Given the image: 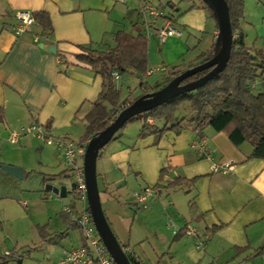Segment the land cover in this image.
Instances as JSON below:
<instances>
[{"label":"crops","instance_id":"1","mask_svg":"<svg viewBox=\"0 0 264 264\" xmlns=\"http://www.w3.org/2000/svg\"><path fill=\"white\" fill-rule=\"evenodd\" d=\"M143 3L144 0H0V164L21 167L24 173L21 182L0 168V185L4 188L0 189V255L17 248L12 246L14 225L23 217H44L45 221L36 227L49 235L52 222L72 209L62 203L59 195L46 189L47 184L66 186L68 192V185L62 181L60 185L48 183L39 174L34 175V183L28 182L33 176L26 175L19 161L24 152L51 157L52 148L36 134H26L14 144L9 133L36 122L54 136L71 138L77 122L82 121L86 127L85 117L100 99L104 79L80 62L77 55L83 52L82 46L98 51L114 48L119 31L142 33L149 41L155 29H148L141 13ZM244 4L241 25L246 44L264 53V0H244ZM134 9L139 12L138 20L131 22L128 31L127 18ZM20 11L47 12L53 30L44 33L35 22L18 34ZM186 12L179 22L194 34H207L209 39L202 49L203 39L195 37L194 51L189 49L188 53L182 40L170 37L165 42L167 53L180 45L183 53L178 59L194 55L187 65L177 66L179 69L199 62L200 55L209 51L219 36L217 21L206 9ZM161 23L159 19L155 25L159 27ZM137 24L141 30L133 33ZM49 45L57 46L56 54L45 48ZM148 48L151 56L150 41ZM157 70L150 66L151 75L136 73L143 85L141 94L144 89H152L147 77ZM161 70L166 74L162 81H156L158 89L170 81L167 76L173 72L165 67ZM252 89L264 93V76L252 84ZM121 139L116 137L105 147L101 173L108 212L116 219L111 220L112 226L120 244L123 239L133 258L144 264H264V253L258 255L264 248V159L249 158L251 144L237 146L226 133L211 126L198 134L195 124L186 121L179 135L168 131L158 144L155 135ZM203 140L206 146L202 151L198 146ZM11 145L16 147L11 149ZM164 167L166 181L176 177L197 179L182 187L157 188V197L146 208L135 204L134 193L146 186L155 187ZM11 187H16L15 197L8 192ZM74 204L75 210H80ZM133 211L132 219L127 214ZM118 221L130 224L128 237L119 230ZM175 229L182 232L175 234Z\"/></svg>","mask_w":264,"mask_h":264},{"label":"trees","instance_id":"2","mask_svg":"<svg viewBox=\"0 0 264 264\" xmlns=\"http://www.w3.org/2000/svg\"><path fill=\"white\" fill-rule=\"evenodd\" d=\"M201 1L203 2L202 8L206 9L217 21L215 11L210 3ZM226 1L230 10L234 36L231 56L225 69L199 89L183 94L160 107L131 118L121 129H124L129 122L135 119H144L139 138L143 139L149 135H155V143L158 144L166 132L173 131L177 135L182 132L183 123L188 117L180 116L179 113L188 106L191 114L190 122L195 124V130L198 134L202 133L204 127L211 126L217 132L226 133L237 146L246 142L251 144L253 152L249 158L264 159V93H255L252 89V84L264 76V53L254 50L246 44V35L241 25L244 18V0ZM194 8L201 7L194 5L191 9ZM33 16L44 33H50L53 30L51 18L47 12H36ZM115 42L116 46L106 51L82 46L83 52L77 55L80 62L91 66L104 79V91L100 94V99L93 103L92 109L85 117L86 133L79 144L98 135L116 119L122 110L140 97L154 92L152 89H144L139 97L132 100L130 98L122 100L121 91L117 87V80L112 76V73L117 71L123 75L127 71H132L137 74H147L150 67L149 41L148 37L142 33L134 35L119 31L115 34ZM216 45L217 40L209 51L200 55L199 62L191 64L188 68L213 58ZM187 69H179L176 66L171 74V81ZM210 70L197 73L185 79L182 84L195 81ZM2 117L0 112V121ZM151 119L154 120L153 123H150ZM157 121H161L162 125ZM67 172L70 173V170ZM166 175L167 168L164 167L161 170L156 188L163 185L167 188L182 187L197 179L188 180L185 177H176L166 181ZM45 181H49L47 177ZM162 182L166 183L161 184ZM75 191L77 193L76 186H74ZM75 208L74 204L72 209L75 210ZM62 217L69 222L71 227L78 229L71 220L69 213L63 212ZM40 231L43 235V228ZM181 232L182 230L178 234ZM122 247L133 264L127 247L125 245ZM263 253L264 248L258 252V255ZM19 258L20 256L16 253H11L10 256L0 255V264H8L9 261L19 260Z\"/></svg>","mask_w":264,"mask_h":264},{"label":"rangeland","instance_id":"3","mask_svg":"<svg viewBox=\"0 0 264 264\" xmlns=\"http://www.w3.org/2000/svg\"><path fill=\"white\" fill-rule=\"evenodd\" d=\"M144 1H148L157 5L161 10L164 11L165 17L173 19L175 28L182 32V36H177L175 38L182 40L183 44L186 46L187 52L189 51V49L190 51H194V47H193L194 44L192 43L194 42L195 37L199 39H203L202 49L206 46L207 40L209 39L208 37H206L207 34L205 33L194 34L191 30L186 29L179 22L181 16L183 17V15L187 13L186 11H191L192 10L191 8L194 5H197L198 7H203V2L201 0H144ZM131 14L132 16L127 18V23L125 28L128 31L129 30L131 31V22L132 21L136 22L138 20L139 12L138 10L134 9L131 12ZM211 18L213 17L211 16ZM160 20L162 22L163 19ZM213 20L215 19L213 18ZM136 26L137 28L136 30L133 31V33H137V31L141 30L140 24H137ZM208 27H209L208 28L209 31L210 26ZM191 33L195 36L193 35L191 36ZM149 41L151 45V56H149L150 66L153 69H158V70L152 76L147 78L151 88L159 90L171 81V76H167V79H169L170 81L166 84L163 83L161 88L159 89L157 88L158 81L159 80L162 81V76L166 74V72L164 70H161V68L162 67L168 68V72H169L172 71L176 66H181V65L185 66L187 65V62L190 61L192 57H194V55L185 54V56L178 59L179 55L183 53L182 52L183 50L181 49L180 45L174 47L171 52L167 53V50L165 48L166 43H160L156 35V31L152 32V34L149 37ZM247 43L250 42L247 41ZM160 49L162 50L160 51ZM198 52L199 51H197V53ZM121 76L122 77L120 78V80H117V87L121 91L122 100H126L127 98L135 99L136 97H139L142 91L141 87L143 86L141 84L142 81L140 77L135 72L132 71H127ZM189 112H190L189 107L186 106L179 113L180 116L188 117L186 120V122L188 123H190L189 118L191 117V114ZM157 123H160L162 125L161 121H157ZM143 124H144V119H135L129 122L124 129L119 130L116 133L115 138L121 137L122 138L121 140L124 139L128 140L127 139L128 136L134 137V135L136 138L139 136ZM85 133H86V127L83 125V122L80 121L76 123L74 132H72V134L70 135L71 138H66V139H70L75 141L76 143H79L84 137ZM47 146H49V148H52L54 152V154H50L51 157L49 156L43 157L33 152H29V153L24 152V154L22 153V155H20L19 161L20 163L23 164L26 175L33 176L28 179V182L33 181L34 183L36 181L37 174H39L38 176L43 177L44 180L47 177V179L51 183H56L57 185H60V182L62 181L65 183L64 185H68V192L66 189V192H63V194L59 195V197L62 198L61 199L62 203L69 206L70 205L73 206L75 201L77 208L82 209L84 206H86V204L81 203L78 197L76 198L77 193L76 191L74 192L75 179L73 172L72 171H70V173L67 172L68 168L65 165L63 159L61 158L60 155L59 156L57 155V151L55 152L56 147L51 145H47ZM11 147H12L11 149H14L16 146L11 145ZM105 147L101 149L97 161L98 184L101 194L103 210L105 212L108 222L110 223L112 230L114 231L116 237H118L116 234V230L111 223V220L115 221L116 219L112 216L111 213L108 212L109 210L108 201L106 200V197L104 195L105 183L103 180V175L101 173L103 166L101 162V157L105 151ZM64 172L66 173L64 174ZM23 180L24 179H22L21 182ZM0 189H4L3 186L0 185ZM8 192L15 197L16 187H11V189ZM9 193H7V195H9ZM54 195L56 196L57 194ZM134 213L135 212L133 211V213H130L129 215L127 214V216L132 217L133 219ZM42 221H45V218L42 216H32L27 218L23 217L21 221L19 220V222L16 225H14L15 227L13 231L12 246L14 245L13 247L16 246L17 248L15 249V252H13L14 251L13 250L10 253L12 254L16 253L17 255H19L20 256L19 260L23 261L22 264H40L42 262L58 260L64 252L70 251L73 248L82 244V236L80 230L71 227L69 222L65 221L64 217H62L61 215L59 220L52 222L51 227H49V232H50L49 235L46 233L44 234L43 237L40 236L39 233L41 231L39 230L38 227H36V224L42 223ZM116 223H119V230H122L123 236L128 237L130 224L128 222L124 223L120 221ZM124 242L125 241H123L122 239L121 241L122 245H125ZM128 249L129 248H127V252H129ZM139 249L142 250L141 248ZM8 264H19V262L16 260L9 261Z\"/></svg>","mask_w":264,"mask_h":264},{"label":"water","instance_id":"4","mask_svg":"<svg viewBox=\"0 0 264 264\" xmlns=\"http://www.w3.org/2000/svg\"><path fill=\"white\" fill-rule=\"evenodd\" d=\"M204 1L210 3L214 9L219 24V36L214 57L204 63L188 68L161 89L140 97L122 110L107 128L91 138L87 144L83 168L87 185L88 207L98 234L117 264H132V262L112 230L103 210L97 174L99 153L101 149L112 141L116 133L121 130L125 123L131 118L160 107L183 94L199 89L225 69L231 56L234 36L229 6L226 0ZM45 48L53 54L57 53L56 45H49ZM208 69L211 70L201 78L187 84H182L185 79ZM0 168L16 178L22 179L24 177L23 168L21 167L0 164ZM46 189L57 195L66 192V186L57 187L47 184Z\"/></svg>","mask_w":264,"mask_h":264},{"label":"built area","instance_id":"5","mask_svg":"<svg viewBox=\"0 0 264 264\" xmlns=\"http://www.w3.org/2000/svg\"><path fill=\"white\" fill-rule=\"evenodd\" d=\"M117 1L123 2L125 0ZM141 13L144 19H147L148 29H155L160 43H165L170 37L182 36V32L175 28L173 19L165 17L164 11L157 5L144 1L141 6ZM17 19L18 25L16 31L18 34L27 31L36 22L33 14L26 11L18 12ZM159 19H163L164 21L161 26L157 27L155 22ZM152 73L153 71H148L147 75H151ZM112 76L115 80L120 79V74L117 71L113 72ZM26 134H36L39 138L44 140L47 145L56 147L68 170L72 171L74 174L77 197L79 201L86 204V206L80 210H72L70 208L67 210L70 212L71 220L77 225L81 232L83 239L82 245L67 252L58 260L43 262L41 264H117L111 257L106 245L98 234L87 206L88 195L83 166L86 148L89 141L79 144L64 137L54 136L43 125L36 122L28 126H24L20 130H12L9 133V140L16 144L19 142L20 138ZM205 146L206 141L203 140L198 147L203 151ZM157 195L158 190L156 187L146 186L142 190L134 193L133 201L142 208H146L149 203L157 197ZM174 233L178 234L179 230L175 229ZM128 254L132 257L134 262L133 264H144L143 262L133 258L130 251ZM4 255L10 256L11 253L10 251H6Z\"/></svg>","mask_w":264,"mask_h":264}]
</instances>
